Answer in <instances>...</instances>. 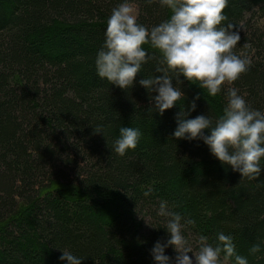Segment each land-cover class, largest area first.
<instances>
[{
    "label": "trees",
    "instance_id": "1",
    "mask_svg": "<svg viewBox=\"0 0 264 264\" xmlns=\"http://www.w3.org/2000/svg\"><path fill=\"white\" fill-rule=\"evenodd\" d=\"M121 2L0 0V264H67L62 249L82 264H155L150 250L168 238L157 215L161 200L195 222L185 229L194 247L200 235L216 244L223 232L248 264H264V251L249 253L256 243L264 248V173L242 178L203 141L172 136L177 114L198 94L189 118L221 115L224 92L218 107L181 77L178 104L163 116L150 111L138 83L158 75L159 53L149 45L155 59L133 88L97 75L106 22ZM133 4L149 28L171 15L158 0ZM225 12L240 32L235 51L251 67L224 89H239L264 111V31L254 24L264 19V0H229ZM98 125L106 137L94 132ZM121 126L142 132L124 156L110 149ZM165 254L177 255L171 247Z\"/></svg>",
    "mask_w": 264,
    "mask_h": 264
},
{
    "label": "clouds",
    "instance_id": "2",
    "mask_svg": "<svg viewBox=\"0 0 264 264\" xmlns=\"http://www.w3.org/2000/svg\"><path fill=\"white\" fill-rule=\"evenodd\" d=\"M145 2L150 5L154 0ZM158 2L171 15L151 28L138 21L133 0H123L112 9L104 43L95 58L97 75L120 89L133 88L143 65L155 59L144 47L149 45L159 53L158 75L144 77L138 83L149 93L150 111L163 116L178 104L185 95L179 87L183 83L181 77L198 85L208 96L224 92L227 104L221 115L215 119L209 114L189 118L196 111L198 94L190 106L181 108L177 114L172 136L177 140H201L214 157L242 178L258 179L264 173V111L253 108L239 89H224V85H232L251 67V60L235 51L241 36L235 25L226 23L229 0ZM94 132L107 135L103 125L95 127ZM119 133L110 149L124 156L137 147L142 132L139 128L121 126ZM175 207L166 200L159 203L157 215L165 220L163 228L168 238L156 241L150 250L155 264H224V260L233 257L234 264H248L247 257L236 253L233 238L223 232L217 234L216 244L210 243L208 236L200 235L194 247L185 229L195 222L185 219ZM169 247L177 253L174 260L165 254ZM261 251L264 248L260 243L249 249L252 255ZM62 253L59 259L67 264H82L84 260L67 249H62Z\"/></svg>",
    "mask_w": 264,
    "mask_h": 264
},
{
    "label": "rangeland",
    "instance_id": "3",
    "mask_svg": "<svg viewBox=\"0 0 264 264\" xmlns=\"http://www.w3.org/2000/svg\"><path fill=\"white\" fill-rule=\"evenodd\" d=\"M133 6L136 8L137 13H138V15H139V9H138L137 5L133 4ZM256 22H257V23H256ZM254 24H256V26L261 27V28L263 29V31H264V19H263V20H262V19L254 20ZM226 85H227V84H226ZM218 97H219V96L217 95L216 97H211V98L215 101V103H218L217 105H218V107H219V106H220L219 104H220V102H221V99L218 98ZM221 109H222V108H221ZM221 111H223V110H221ZM189 255L191 256L192 254L190 253ZM224 264H229V263H228V261L224 260Z\"/></svg>",
    "mask_w": 264,
    "mask_h": 264
}]
</instances>
